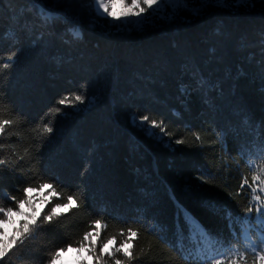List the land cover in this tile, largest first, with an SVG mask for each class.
Returning <instances> with one entry per match:
<instances>
[{"label": "trees", "instance_id": "16d2710c", "mask_svg": "<svg viewBox=\"0 0 264 264\" xmlns=\"http://www.w3.org/2000/svg\"><path fill=\"white\" fill-rule=\"evenodd\" d=\"M94 7L0 0V124L9 121L0 133V207L42 183L53 188L39 191L47 194L41 214L77 201L41 221L34 239L17 242L0 264H51L57 250L87 244L88 232L97 251L109 239L110 251L129 240L125 264H201L204 234L218 242L212 255L220 264H260L264 5L179 11L133 28L97 19ZM152 48L157 54L141 53ZM133 115L156 121L163 142L139 130ZM248 216L251 231L239 219ZM115 258L125 259L104 261Z\"/></svg>", "mask_w": 264, "mask_h": 264}, {"label": "snow or ice", "instance_id": "6c2138e0", "mask_svg": "<svg viewBox=\"0 0 264 264\" xmlns=\"http://www.w3.org/2000/svg\"><path fill=\"white\" fill-rule=\"evenodd\" d=\"M92 4L95 5L94 12L97 19L106 21L108 24L112 25L113 27H126L128 25H136L139 26L141 24L145 23H151L154 19L159 20H165V19H171V15L169 14L172 9V5H187L189 3V0H161V6L157 9L153 10V13L150 17H144L143 19L139 20H125L122 24H113L112 21L108 20V17H114L116 20H119L120 17L117 16L115 11H109V3H106L105 0H90ZM143 2L149 7L152 8L153 4H156L157 0H143ZM258 2L261 5H264V0H258ZM199 3L202 7H210V6H231L235 9L243 8H249L256 3V0H199ZM133 9H138L136 12H132L131 9H129L128 12L124 13L125 17L129 16H136L139 17L142 12L145 11L144 8L140 7V0H132V6ZM199 9H196L194 11V14H199ZM43 15V12L41 13ZM106 14V15H105ZM14 38V34H9ZM74 35L79 36L78 32H74ZM15 53L13 55L8 56V60L12 61L14 59ZM9 64L4 63L3 68H8ZM77 101H80L81 103L84 102V97L81 95H77L75 97ZM59 103L61 105L66 103V98L59 100ZM57 111H60L57 109ZM82 111V109H81ZM175 115H178V113H174ZM9 121L5 120L3 121V124H0V133L4 132V124H8ZM132 123L139 128V130L143 131L145 135L149 136L150 138H157L161 142H163V136L159 133L153 132L152 128L156 127V121H150L148 115H144L142 117H136L133 115L132 117ZM46 131L48 133H51L53 131V128L51 126L46 127ZM199 138V137H197ZM177 143H182V141H176ZM171 143V141H169ZM261 146L262 150L259 153V156L256 158H264V137L261 139ZM5 161L0 159V164H4ZM257 180H259V177H256ZM53 186L50 183H42L39 185V191L43 192L45 189H52ZM37 189L33 187H26L24 189L25 192V198L19 202H16L15 197H6L10 203L13 206L10 207H0V214H2L3 218H0V260H3L6 256L9 254V249L16 245L17 242H19V245L21 247H25L27 244V241L34 239L38 229L42 226V222H51L53 220V217H58L60 215V209L66 208L71 209L74 205H77V201L74 197H68V203L66 204H56L54 207H52L48 213L41 214L37 208L36 204L34 203L32 197L28 194H31L33 192H36ZM52 196H56L57 193L53 190L51 192ZM257 200L260 199V196L257 195L255 197ZM42 203L44 201H41ZM25 205H28L30 209H32L30 212H25L23 209L25 208ZM252 211L251 208L248 209V212L250 213ZM13 216H19L21 217V223L20 226L15 228L14 235L12 236L11 240L8 243H5V236H6V226L10 224H14L15 221H13ZM186 220L189 221L191 224H195V222L192 220L191 217L186 215ZM240 220H247L248 230L251 231L252 225H253V218L248 216L244 218H239ZM42 221V222H41ZM254 223L258 225L259 227L255 230L260 235V244L264 245V211H261L258 213V215L254 218ZM96 227L99 228V221L95 222ZM231 227H235V224L233 222H230ZM199 227L198 225L196 226ZM179 230V229H178ZM98 235V233H97ZM205 238L210 241V244L208 248L205 250L204 248H198L197 252H204V257L199 258L201 264H220V258L217 256L212 255L215 251V244H217V241H213L211 237H208L206 234ZM130 238L135 237L136 233L130 230L129 233ZM245 240L248 242H251V238L249 235H247V232L245 233ZM84 241L88 242V246H85V244L81 243L75 251L78 253L81 252H88L91 254V256H95L97 261L100 262V264H106V261H104V256H108L110 259H112L115 256V253H122V256L125 259L115 258L114 264H125V260L130 261L133 259V252L130 250L129 246V240H125L120 247H117L115 249H112L110 251V247L112 245L116 244V240L109 239L106 243L102 245V247L99 249V251L96 250L95 247H93V234L92 232H88L83 237ZM254 249L259 250L257 245H253ZM73 249L71 246H69L67 249H60L55 252V260L52 261V264H56L57 261H59L60 257L64 254L65 251H72ZM233 250V249H229ZM189 260L193 259L191 255L188 257ZM258 260L260 264H264V254L259 255ZM81 264H84L83 261H81Z\"/></svg>", "mask_w": 264, "mask_h": 264}, {"label": "rangeland", "instance_id": "374dc122", "mask_svg": "<svg viewBox=\"0 0 264 264\" xmlns=\"http://www.w3.org/2000/svg\"><path fill=\"white\" fill-rule=\"evenodd\" d=\"M105 2L109 3V11H115L117 16L120 17L119 20H116L114 17H108V18H110L111 20H114L116 22H120L121 24L125 20H139V19H143L144 17H150L153 13V10L157 9L161 6V0H157L156 4H153L152 8H149L143 2V0H140V7L144 8L145 11L142 12L139 17H136V16L125 17L124 13L128 12L129 9H131L132 12L138 11V9L131 8L132 0H105ZM203 8L204 7H202L200 5L199 0H189V3L187 5H175V4L172 5V9H171V12L169 14L173 15L175 13H179V11L184 12V13L194 14V11L196 9H199L200 10L199 13H200ZM154 20H157V19H154ZM143 25L144 24H141L139 26L128 25L126 27L127 28L142 27ZM155 51H156L155 48H152L151 50L143 49L141 53H150V55L153 56L154 53L157 54V52H155ZM46 195L47 194H43L39 191L31 193L30 196L32 197L34 203L36 204V208L38 211L40 210V208L42 206V204L40 202L42 201V199H44L46 197ZM31 210L32 209H30L28 205H25V208L23 209V211H25V212H30ZM12 219H13V221H15V223L6 226V236L4 238L5 241L8 240L7 239L8 236L12 235L13 230H15V228L19 227L20 223L22 222L21 217H19V216H13ZM95 233L97 234L98 231ZM85 246H88V243L85 244ZM71 248L73 250L72 251H65L64 254L60 257L59 261L56 262V264H81V261H83L84 264H93V259H92V256L90 253H88V252L78 253L75 251V249L77 247H71Z\"/></svg>", "mask_w": 264, "mask_h": 264}]
</instances>
